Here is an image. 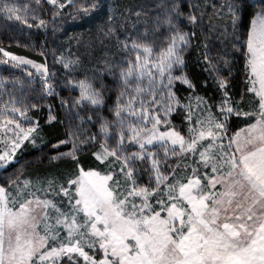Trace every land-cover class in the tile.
I'll use <instances>...</instances> for the list:
<instances>
[{
  "label": "snow or ice",
  "instance_id": "1",
  "mask_svg": "<svg viewBox=\"0 0 264 264\" xmlns=\"http://www.w3.org/2000/svg\"><path fill=\"white\" fill-rule=\"evenodd\" d=\"M43 2L51 20L38 14L42 0H34L37 7L0 0V18L55 29L58 17L84 19L101 6V0ZM189 7L185 16L183 0H157L148 27L117 37L122 61L80 72V57H59L69 76L79 73L64 80L79 93L72 107L98 131L84 136L70 128L49 145V165L71 162L70 169L35 180L21 179L18 170L0 182V264H264V0H224L214 12L226 23L210 31L222 28L232 50L214 56L203 45L213 97L200 95L186 71L185 53L197 34L184 31L181 18L193 29L203 19L198 5ZM100 31L108 36L113 29ZM232 59L242 62L239 100L230 88ZM0 66L27 77L0 76V170L22 169L17 150L25 142L44 144L43 126L28 115L39 105L26 101L25 89L38 77L44 95L57 93L46 63L0 47ZM109 77L117 87L112 105ZM75 118L84 122L79 112ZM56 121L49 106L47 123ZM68 144L65 151L61 145ZM89 149L85 167L80 157Z\"/></svg>",
  "mask_w": 264,
  "mask_h": 264
},
{
  "label": "trees",
  "instance_id": "2",
  "mask_svg": "<svg viewBox=\"0 0 264 264\" xmlns=\"http://www.w3.org/2000/svg\"><path fill=\"white\" fill-rule=\"evenodd\" d=\"M255 3L256 0H250ZM19 4H34V0H17ZM157 0H101V6L93 12L90 16L84 19H72L68 16L58 17L55 29L53 25L49 24L47 29L32 28L28 29L26 26L19 24L16 21H8L0 18V47L12 51L17 55L26 56L29 59L35 60L37 63H46L50 73H52L51 83L55 88L57 95L46 96L40 91V80L37 77L32 88L25 89L26 101L36 103L38 108L32 109L29 116L33 121H38L44 128L43 140L44 144L34 147L25 142L19 149L17 158L20 160L22 169L17 166V169H9L7 171L0 170V182L5 181L9 176L13 178L18 174V170H22L23 175L21 179L35 180L38 175H45L51 173L56 175L57 172H64L70 169L71 162H55L59 168H55L48 163V156L54 153V150L49 146L51 143H56L58 139H63L66 133L71 128L75 130L80 128V135L87 136L96 133L97 128H94L91 123L87 122L85 112L81 109L72 107L73 100L78 96V90L65 86L64 80L66 76L79 75L73 73L71 76L66 73L62 64L58 62L62 55L68 57L69 54L73 58L80 57L82 65L80 72H83L89 64L93 67L102 63L104 60L122 61L125 54L120 50L119 42L126 36L135 35L137 31L142 32L149 26L155 13V4ZM224 0H183V10L185 16L192 11L189 5H198L195 14L202 15L201 23L194 29L192 25L182 17L184 23V31L188 32L194 30L197 37L192 41V47L185 53L187 62V69L196 79L195 82L200 86V95L213 97L216 89L212 84L208 73L203 71V63L201 60V53L203 52V45L208 43L215 56L220 51H229L231 53L230 35H221L215 29L210 31V26H220L226 21L221 20L214 12H219V5L223 4ZM213 5L217 7L214 9ZM50 5L43 2L38 8V14L42 15L46 20H51ZM141 12L137 17L135 12ZM109 16L113 19L109 21ZM107 30L111 27L113 32L105 36L100 31L101 28ZM44 53L43 55L41 53ZM230 64L232 67V76L235 79L231 80L230 88L233 98L240 99L244 92V77L238 68H242V62L239 59H232ZM89 75L91 70L89 69ZM228 68H223V72L227 73ZM10 73L13 77L27 79L26 73L20 69L4 70V66H0V76L9 77ZM207 80V85L204 81ZM109 91L106 93L107 103L112 105L115 103L117 95L116 81L109 77L106 80ZM179 95L186 96L188 93L183 86H179ZM35 89V91H33ZM20 93H17L19 95ZM8 97L4 96L6 100ZM61 99L66 104L61 105ZM218 99V97H216ZM49 106H51L52 114L57 117L55 127L47 123L49 116ZM71 107V111L69 108ZM79 112L81 117H84V122L81 119L75 118L76 113ZM175 123L180 126L182 123L180 116L173 115ZM62 121L63 123H60ZM65 151L71 149V144L61 145ZM42 149V150H41ZM90 151L81 154V160L84 166L87 167L91 163ZM143 181L146 183L148 176L146 173H141Z\"/></svg>",
  "mask_w": 264,
  "mask_h": 264
},
{
  "label": "rangeland",
  "instance_id": "3",
  "mask_svg": "<svg viewBox=\"0 0 264 264\" xmlns=\"http://www.w3.org/2000/svg\"><path fill=\"white\" fill-rule=\"evenodd\" d=\"M30 68V66H28ZM31 71L35 72V69H30ZM0 147H2V145H0ZM20 150H17V153L19 152Z\"/></svg>",
  "mask_w": 264,
  "mask_h": 264
}]
</instances>
